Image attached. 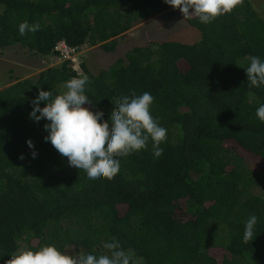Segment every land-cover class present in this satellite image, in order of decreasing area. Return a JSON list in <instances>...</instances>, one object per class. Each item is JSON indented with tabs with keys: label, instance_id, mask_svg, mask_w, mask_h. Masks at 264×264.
Here are the masks:
<instances>
[{
	"label": "trees",
	"instance_id": "trees-1",
	"mask_svg": "<svg viewBox=\"0 0 264 264\" xmlns=\"http://www.w3.org/2000/svg\"><path fill=\"white\" fill-rule=\"evenodd\" d=\"M256 4L241 0L204 25L183 20L164 0H0V49L18 47L42 69L0 89V264L45 244L70 255L106 254L103 243L112 237L138 264H264V123L256 116L264 87H249L245 70L250 57L264 60V17ZM169 9L180 12L181 29L199 30L200 40L149 35L171 19ZM25 21L40 30L21 36ZM124 39L125 52L99 72L87 65L86 51L75 68L55 50L65 40L110 53ZM81 74L91 80L92 104L85 107L102 111L105 121L122 95L155 98L151 114L167 129L161 157L149 142L121 158L114 179L100 182L69 166L44 139L47 121L29 114L41 89L59 95ZM251 215L259 219L245 244Z\"/></svg>",
	"mask_w": 264,
	"mask_h": 264
},
{
	"label": "clouds",
	"instance_id": "clouds-1",
	"mask_svg": "<svg viewBox=\"0 0 264 264\" xmlns=\"http://www.w3.org/2000/svg\"><path fill=\"white\" fill-rule=\"evenodd\" d=\"M164 2L178 9L183 14V20L195 17L201 24L208 25L218 17L230 14L241 0ZM40 28L38 22L29 24L25 21L18 25L21 36L35 34ZM87 45L82 48L84 51L93 48ZM245 70L249 87H264V60L259 56L250 57ZM90 83L89 76L81 74L66 81L63 85L65 91L59 95L53 96L51 91L42 89L39 91L32 101L33 110L29 118L37 123L47 121L44 125L48 132L45 141L50 142L62 157L67 158L70 167L85 172L92 182L114 179L120 172L121 158L147 150L149 142L154 157H161L164 152L161 144L167 141V129L151 114L155 98L149 92L137 95L133 91L130 95H122L114 104L109 120L105 121L102 111L94 112L85 107L86 104H92L86 95ZM41 102L45 104L44 107L40 106ZM256 116L264 123V104L257 108ZM27 145L30 149L35 148L31 140L27 141ZM37 155V152H32L33 158ZM20 159H24V156L21 155ZM258 219L256 215H251L245 221V244L253 239ZM103 248L107 250L106 254L70 255L55 244H45L37 250L17 251L11 255L7 264H138L135 254L125 250L115 237L103 243Z\"/></svg>",
	"mask_w": 264,
	"mask_h": 264
},
{
	"label": "rangeland",
	"instance_id": "rangeland-1",
	"mask_svg": "<svg viewBox=\"0 0 264 264\" xmlns=\"http://www.w3.org/2000/svg\"><path fill=\"white\" fill-rule=\"evenodd\" d=\"M256 1L257 4L255 5V7L257 8L259 14L264 17V0H260L259 2L258 0ZM170 9L173 10L174 8L172 7ZM170 9L166 12L170 11V13H172L170 17L171 19H166V21L161 23L158 28H149V30H147L150 33L149 35H151L152 37L155 36L160 40V37L167 38L166 36L171 33V40H177L187 43L200 40L202 36L201 32L197 29L192 28V26H190L189 24L184 25L183 29H181V26L178 25L180 12H171ZM163 20H165V17L163 18ZM145 23H147V21L139 25L140 28L141 26L143 27ZM177 26H179V29L181 30L172 32ZM136 32H138V30H136L134 33ZM145 37L146 32H143L141 35H137L136 40H142ZM126 46L128 47L129 43L124 39L122 45L119 46L118 49L114 52L107 53L99 50L96 47H93L90 51L84 52L87 65L90 69H92L93 72H99L101 69L109 67L113 62H115L116 58L114 57L123 54V52H125L126 50ZM19 50L20 48L18 47L0 49V89L13 83L16 80L15 78L19 76L20 79H25L28 77H34L40 71H42V69L38 67V65H40V61L38 62L36 60L37 58H35L34 56L32 57L27 53V55H25V53H23L24 50H21L20 52ZM34 60L37 61V65L35 64ZM51 64L53 65L55 63ZM256 164L258 166L260 165L259 162H256Z\"/></svg>",
	"mask_w": 264,
	"mask_h": 264
},
{
	"label": "built area",
	"instance_id": "built-area-1",
	"mask_svg": "<svg viewBox=\"0 0 264 264\" xmlns=\"http://www.w3.org/2000/svg\"><path fill=\"white\" fill-rule=\"evenodd\" d=\"M55 50L62 54L63 60H71L74 63V67L79 68V56L84 51L83 49L78 50L77 47H71L65 40H61L56 44Z\"/></svg>",
	"mask_w": 264,
	"mask_h": 264
}]
</instances>
